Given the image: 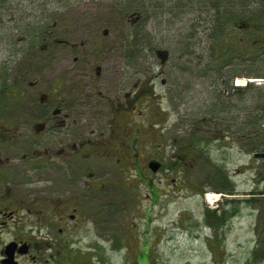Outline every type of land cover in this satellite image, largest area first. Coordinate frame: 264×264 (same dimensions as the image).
Wrapping results in <instances>:
<instances>
[{"label":"rangeland","instance_id":"1","mask_svg":"<svg viewBox=\"0 0 264 264\" xmlns=\"http://www.w3.org/2000/svg\"><path fill=\"white\" fill-rule=\"evenodd\" d=\"M116 1L0 0V60L10 50L29 47L33 40L22 33L33 23L40 33L47 28L54 38L86 44L53 46V65H72L73 55L80 53L82 65H91L93 72L102 67L104 81L124 74L125 81L141 86L161 72L152 78L156 92L164 94L157 132L164 126L161 141L167 142L164 157L171 169L153 175V190L133 170L129 181L117 182L126 195L119 188L118 213L103 214L104 264H253L255 252L264 255V163L240 149L239 130L245 116L254 117L257 127L264 120L256 109L264 104V77L258 76L264 73L259 52L264 42L255 33L249 46H240L244 29L239 26L227 33V27L215 24L214 32L208 20L198 19L213 12L207 0H132L143 7L141 16L136 10L120 16L112 7ZM137 30L144 46L131 47L127 55L128 35ZM156 49L169 54L160 56ZM223 79L244 90L225 98ZM211 113L219 116L216 125L235 133L207 131L202 120ZM157 132L150 134L153 143ZM179 145L182 152L173 156ZM141 152L142 161L149 150Z\"/></svg>","mask_w":264,"mask_h":264},{"label":"flooded vegetation","instance_id":"2","mask_svg":"<svg viewBox=\"0 0 264 264\" xmlns=\"http://www.w3.org/2000/svg\"><path fill=\"white\" fill-rule=\"evenodd\" d=\"M207 1L213 12L198 19L214 27L216 0ZM223 1L227 33L243 28L240 46L245 48L255 35L264 42V0ZM42 41L46 48L37 39L0 60V264H104L100 228L104 213H118L117 182L129 181L133 170L153 190L154 176L171 169L164 157L167 142L161 141L164 126L157 132L164 94L156 92L152 78L161 72L146 78L144 86L125 81L124 71L109 83L102 67L93 72L91 65H82L80 53L73 55L72 65H53V46L86 44L54 38L48 30ZM156 52L169 54L167 49ZM259 52L264 55L263 48ZM221 83L225 98L243 89L224 79ZM209 117L202 120L207 131L225 129V135L219 134L225 137L235 133L216 125L218 115ZM152 131L158 133L156 143ZM248 133L245 116L241 150H248ZM143 149L149 153L141 161ZM182 150L179 145L173 156Z\"/></svg>","mask_w":264,"mask_h":264},{"label":"trees","instance_id":"3","mask_svg":"<svg viewBox=\"0 0 264 264\" xmlns=\"http://www.w3.org/2000/svg\"><path fill=\"white\" fill-rule=\"evenodd\" d=\"M117 1L116 2L119 4L117 5L115 2L116 5L113 4L114 6H112V7H114V10H116L120 14V16H126L127 14H129L133 10L139 11V10H142V8H143V7H141L140 4L136 5L132 0H117ZM222 1L223 0H221V3L217 5V9H216V21H217L216 25L218 24V26L220 27V30L223 27H227V25L224 23V14H223L224 5H223ZM44 23H46V22L44 21ZM31 25H33V23H29L30 27H28L26 31L24 30V35H26V37L31 36L33 41H36L39 38V36L42 35V38L39 39V41L41 42V39H43V37L46 35L45 32H47V28H45L40 33L35 28H31L32 27ZM46 25L47 24H44L42 27H47ZM138 31L139 30L134 31V33L131 32L132 34L128 35L129 42H130L129 44H132V45L131 46L127 45L126 49L129 50L128 51L129 53L127 55L132 53L133 49H130L131 47L136 46L137 50L140 51L141 47L144 46L141 43V40L143 37L141 36V33ZM256 74L257 73H254V74L250 73V74H248V76H251V75L257 76ZM258 76L264 77V73H263V75H258ZM250 83H252V82H250ZM259 104L260 103H258V105L256 106V109L258 106H260ZM263 110H264V105H263ZM263 116H264V114H263ZM249 117L251 119L250 118L247 119L248 132H249L248 133V150L250 152H253L255 150L264 151V120L262 121V127H259V126L257 127L256 120L254 119V117H252V116H249ZM262 193H263V191H262ZM262 231L264 232V227H263ZM253 260H254L253 264H259V262H262L260 260H264V255H260L258 252H255L253 254Z\"/></svg>","mask_w":264,"mask_h":264},{"label":"water","instance_id":"4","mask_svg":"<svg viewBox=\"0 0 264 264\" xmlns=\"http://www.w3.org/2000/svg\"><path fill=\"white\" fill-rule=\"evenodd\" d=\"M104 33H107V31L105 30ZM163 52L165 53V51H163ZM164 53H163V55H160V56H164ZM254 156L258 157V158L264 157V152L257 151V152L254 153Z\"/></svg>","mask_w":264,"mask_h":264},{"label":"bare ground","instance_id":"5","mask_svg":"<svg viewBox=\"0 0 264 264\" xmlns=\"http://www.w3.org/2000/svg\"><path fill=\"white\" fill-rule=\"evenodd\" d=\"M246 81H247V80H246ZM246 81H245V82H246ZM238 84H239V83H238ZM260 104H262V103H260ZM263 105H264V104L260 105V107H261L262 109H263ZM263 111H264V110H263ZM256 158H258V157H256ZM261 158H262V157H261ZM259 159H260V158H259Z\"/></svg>","mask_w":264,"mask_h":264}]
</instances>
